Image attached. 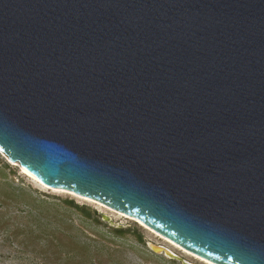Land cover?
<instances>
[{"label":"water","instance_id":"1","mask_svg":"<svg viewBox=\"0 0 264 264\" xmlns=\"http://www.w3.org/2000/svg\"><path fill=\"white\" fill-rule=\"evenodd\" d=\"M0 151L214 263L264 264V0H0Z\"/></svg>","mask_w":264,"mask_h":264},{"label":"rangeland","instance_id":"2","mask_svg":"<svg viewBox=\"0 0 264 264\" xmlns=\"http://www.w3.org/2000/svg\"><path fill=\"white\" fill-rule=\"evenodd\" d=\"M186 251L137 218L43 185L0 151V264H207Z\"/></svg>","mask_w":264,"mask_h":264},{"label":"bare ground","instance_id":"3","mask_svg":"<svg viewBox=\"0 0 264 264\" xmlns=\"http://www.w3.org/2000/svg\"><path fill=\"white\" fill-rule=\"evenodd\" d=\"M4 154V153H3ZM25 173H27L28 175H30L31 177H33V178H36L34 175H32L29 171H27L26 169H24V168H21ZM36 179H38V178H36ZM40 181V180H39ZM43 185H45V186H47L48 187V185L47 184H45V183H43V182H41ZM57 187H53V189H56ZM86 198V197H85ZM112 209V208H111ZM114 210V209H113ZM116 211V210H115ZM119 212V211H118ZM127 215V214H126ZM127 216H129V215H127ZM143 223V222H142ZM146 225V224H145ZM147 226V225H146ZM159 234V233H158ZM159 236H160V234H159ZM161 237L164 239V240H166V242H169L171 245H173L175 248H180V249H182V250H184V251H186L184 248H182L181 246H179L178 244H176V243H174L173 241H171V240H169V239H167L166 237H164V236H162L161 235ZM158 249V248H157ZM186 252H188V251H186ZM189 254H191V255H193V256H195V257H197V258H199L200 260H202L203 262H205V263H207V264H217V263H214V262H212V261H210V260H208V259H205V258H203V257H200V256H198V255H196V254H194V253H189Z\"/></svg>","mask_w":264,"mask_h":264},{"label":"trees","instance_id":"4","mask_svg":"<svg viewBox=\"0 0 264 264\" xmlns=\"http://www.w3.org/2000/svg\"><path fill=\"white\" fill-rule=\"evenodd\" d=\"M67 202L70 203V204H74V202L72 200H67ZM83 209H86V208H82V210ZM85 213H87V212L85 211Z\"/></svg>","mask_w":264,"mask_h":264}]
</instances>
